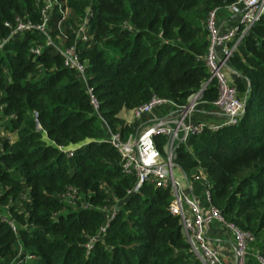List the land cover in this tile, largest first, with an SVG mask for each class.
<instances>
[{
    "label": "trees",
    "instance_id": "trees-1",
    "mask_svg": "<svg viewBox=\"0 0 264 264\" xmlns=\"http://www.w3.org/2000/svg\"><path fill=\"white\" fill-rule=\"evenodd\" d=\"M38 1L0 0V36L18 16L41 23ZM66 1L80 15L92 10V39L76 43L66 28L64 39L77 44L114 132L126 136L133 126L120 113L154 95L186 104L201 92L197 110L217 111V87L206 84L205 21L236 0H84L80 9ZM40 37L34 29L0 51V208L8 206L0 211V264H201L169 210L170 191L152 184L133 191L135 178L122 172L86 85L52 46L33 53ZM231 62L248 80L234 82L239 95L246 92L244 114L192 135L177 156L184 169L204 170L212 203L261 237L264 256V16Z\"/></svg>",
    "mask_w": 264,
    "mask_h": 264
},
{
    "label": "built area",
    "instance_id": "built-area-1",
    "mask_svg": "<svg viewBox=\"0 0 264 264\" xmlns=\"http://www.w3.org/2000/svg\"><path fill=\"white\" fill-rule=\"evenodd\" d=\"M223 9L230 12L233 20L232 24L226 27L220 24L219 20V13ZM263 16L264 0H236L230 5L213 9L207 15L205 25L208 30L209 48L204 61L209 71V78L206 84L215 83L217 97L213 105L225 118L223 123L217 125H206L194 120L198 92L190 96L186 104H179L171 98L154 95L148 102L120 113V117L126 123L130 125L136 123L126 136H123L120 131L114 132L101 115L99 99L89 85L87 64L82 61L77 44L70 46L47 44L62 55L65 67L75 70L86 85L91 104L108 131V140L120 153L122 172L135 178L136 184L133 191H138L144 184H152L170 191L172 201L169 210L171 214L179 218L190 250L201 264H249V248L255 241V236L227 221L222 211L212 203L205 172L198 178L204 181L207 208H203L193 200L176 179L173 161L177 157L179 147L187 144L192 135L201 134L205 129L214 131L222 126L235 124L244 114L246 98L241 99L235 84L227 75V70L240 44ZM6 26L9 33L6 36H0V51L18 36L34 29L44 31L43 24H36L19 16L14 22H6ZM32 51L40 54L41 47ZM191 98L192 102L189 103ZM142 120L143 122L139 124ZM38 127L40 128L39 124ZM161 148H164L165 155ZM75 150L76 147L73 146L67 148L66 152L69 156H73ZM75 193L76 190L70 188L66 195L70 204H73ZM7 221L13 231L17 232L15 222L10 218H7ZM216 224L224 227L233 238L234 260L232 263L223 260L220 252L209 242L208 230ZM108 225L101 229V233ZM95 240L96 238H92L87 244L88 250L93 248ZM255 258L258 264H264L262 254H257Z\"/></svg>",
    "mask_w": 264,
    "mask_h": 264
},
{
    "label": "rangeland",
    "instance_id": "rangeland-1",
    "mask_svg": "<svg viewBox=\"0 0 264 264\" xmlns=\"http://www.w3.org/2000/svg\"><path fill=\"white\" fill-rule=\"evenodd\" d=\"M74 2L77 4V6L80 9L82 8L84 0H75ZM67 4L68 3L66 0H62V1L61 0H39L38 1V4H37L38 14L41 15L42 21L41 23H36V22L34 23L43 24L44 31L41 32V35L43 38L40 37L38 39V42H41V43L37 45L38 47H33L34 49L42 47V44L70 46V45L65 44V39H64V29L65 28L69 30L71 34L74 35V40L76 43L86 42L92 39L93 35H92V27L90 26V23L93 19V13H92L91 8L85 7L82 13L83 15H80L77 13L78 11L75 8L66 6ZM64 6H66V8H64ZM57 14L59 18H58V21L55 22L56 20L55 18ZM55 23H56V27H53ZM240 97L241 99H245L246 95H240ZM192 98L189 100V103L192 102ZM217 112L219 113V111ZM193 118L196 122H201L206 125H217L225 121L224 116H222L220 113L217 115L216 114L210 115V114L204 113L203 111H198V110H195L193 114ZM142 122L143 120L140 121L139 124H141ZM135 125L136 123H134L132 126H135ZM43 139L46 140L48 143H51L46 133L43 134ZM161 151L163 155H165L164 148H161ZM173 162L175 164L174 173H175L176 179L181 183L183 188L187 190V193L189 194V196L193 200L197 201L194 195H192L191 191L188 189V183L190 181L198 180L199 179L198 176L204 172L203 169L199 167L194 168V169H184L181 166V162L178 160V156L174 159ZM204 200H205V197H204ZM7 208L8 206L1 207L0 211L6 210V212H8ZM223 238L233 243V238L230 237L229 234L227 235L225 234V236L223 235ZM260 241H261V237L256 236L255 241H253L250 244L249 264H258L257 261L255 260V256L257 254H262L260 252Z\"/></svg>",
    "mask_w": 264,
    "mask_h": 264
},
{
    "label": "crops",
    "instance_id": "crops-1",
    "mask_svg": "<svg viewBox=\"0 0 264 264\" xmlns=\"http://www.w3.org/2000/svg\"><path fill=\"white\" fill-rule=\"evenodd\" d=\"M219 20H220V24L224 25V27L231 25L233 21L230 12L226 9L220 11ZM227 75L233 83L238 77H241V81H245V82L248 81V80L246 81V78L240 75V73L235 68L232 62L229 66V69L227 70ZM248 89H249V84L247 90ZM240 95H246V92L245 93L243 92ZM203 112L210 115L219 114L216 110L203 111ZM188 189L191 191L192 195H194L195 199L200 203V205L206 209L207 203L204 200V191H205L204 181L201 178H199L198 180L190 181L188 183ZM221 227L220 225L216 224L215 226L209 228L208 230L209 242L214 248H216L220 252L223 260H225L228 263H232L234 260V253H233L234 241L232 243L226 240L225 238H223V235L225 236V234L226 235L229 234L230 237L232 236L224 227L222 228Z\"/></svg>",
    "mask_w": 264,
    "mask_h": 264
},
{
    "label": "water",
    "instance_id": "water-1",
    "mask_svg": "<svg viewBox=\"0 0 264 264\" xmlns=\"http://www.w3.org/2000/svg\"><path fill=\"white\" fill-rule=\"evenodd\" d=\"M249 88H250V85H249ZM201 92H199V96H200Z\"/></svg>",
    "mask_w": 264,
    "mask_h": 264
}]
</instances>
